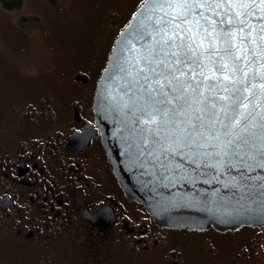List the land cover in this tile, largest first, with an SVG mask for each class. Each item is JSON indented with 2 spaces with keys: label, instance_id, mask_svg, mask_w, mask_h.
<instances>
[{
  "label": "flooded vegetation",
  "instance_id": "obj_1",
  "mask_svg": "<svg viewBox=\"0 0 264 264\" xmlns=\"http://www.w3.org/2000/svg\"><path fill=\"white\" fill-rule=\"evenodd\" d=\"M132 1L120 12L112 5L100 9L111 21L104 27L108 38L80 43L56 80L11 88L0 103L1 261L262 264L256 238L264 226L219 231L162 225L117 182L93 96L114 37L142 0ZM85 131L96 133L82 137Z\"/></svg>",
  "mask_w": 264,
  "mask_h": 264
},
{
  "label": "water",
  "instance_id": "obj_2",
  "mask_svg": "<svg viewBox=\"0 0 264 264\" xmlns=\"http://www.w3.org/2000/svg\"><path fill=\"white\" fill-rule=\"evenodd\" d=\"M196 2L205 7L195 9V18L203 13L209 22L215 21L216 31L206 45L214 43L216 49H223L226 45L222 39L213 41L216 33L220 29L237 32L232 49L236 60L229 59L223 50L213 55L209 49L206 55L213 61L223 57L224 64H236L238 68L219 71L216 64H209L212 71L206 69L205 74L215 75L216 80L197 75L189 82L195 86L203 81L200 90L210 99L213 93L205 87L210 83L241 89L243 102L248 105V119L255 124L249 129L248 143L233 141L228 145L231 137L223 136L207 142L196 136L195 143H176L174 138L144 131L138 122L139 112L132 103L140 95L139 85L134 83L135 66L151 45L149 34L155 36L156 28L175 12L173 8L160 7L158 0H142L110 48L93 96L100 140L123 192L141 203L159 224L197 230L211 225L219 231L241 225L264 226V128L260 127L264 124V6L261 0ZM208 3L213 6L208 7ZM240 4L248 7L240 8ZM237 12L243 14L237 16ZM229 17L231 25L226 23ZM201 24L205 21L201 20ZM225 76L229 79L225 80ZM234 80L242 83L233 84ZM215 94L225 93L217 89ZM220 130L217 123L213 131ZM95 133L85 131L82 137Z\"/></svg>",
  "mask_w": 264,
  "mask_h": 264
},
{
  "label": "snow or ice",
  "instance_id": "obj_3",
  "mask_svg": "<svg viewBox=\"0 0 264 264\" xmlns=\"http://www.w3.org/2000/svg\"><path fill=\"white\" fill-rule=\"evenodd\" d=\"M158 3L160 7L175 9V12L169 19L162 21L163 26L156 28L155 36L149 34L151 45L145 49L135 66L134 83L139 85L140 95L132 103L139 112L138 122L144 126V131L155 136L174 138L176 143H195L196 136L205 142L211 138L219 140L223 136L231 137L227 141L228 145L233 141L248 143L249 129L255 127V124L248 119V105L243 102L241 89L210 83L205 85L208 91L213 93L210 99L200 90L203 81L195 86L189 82L197 75L203 76L204 80H216L215 75L205 74L206 69L212 71L209 64H216L219 71H234L238 68L236 64L231 67L224 64L223 57L221 61H213L206 55L209 49L213 55L223 50L229 59L236 60V53L232 49L237 32L232 29H220L213 41L222 39L226 47L216 49L214 43L205 44L216 31L215 21L209 22L203 13L199 14L198 19L193 15L196 8L205 7V4L197 3L196 0H158ZM261 4L264 6V0H261ZM207 6L213 5L208 3ZM239 7L247 8L248 5L240 4ZM242 14L236 13L237 16ZM201 20L205 21V24H201ZM226 23L231 25L232 18L229 17ZM243 39L241 35V42ZM205 59L208 63L204 62ZM224 79L228 80L229 77L225 76ZM232 82L242 83L235 80ZM217 89L225 94L216 95ZM241 108L244 109L243 112L240 111ZM221 116L224 118L221 119ZM217 123L221 125V130L213 131ZM260 127L264 128V124Z\"/></svg>",
  "mask_w": 264,
  "mask_h": 264
},
{
  "label": "rangeland",
  "instance_id": "obj_4",
  "mask_svg": "<svg viewBox=\"0 0 264 264\" xmlns=\"http://www.w3.org/2000/svg\"><path fill=\"white\" fill-rule=\"evenodd\" d=\"M132 2L23 0L14 9H6L0 3V103L11 88L36 89L42 82L56 80L63 63L73 60L80 43L88 45L93 39L98 43L100 37L108 38L104 27L111 21L100 14V9L112 5L120 12L121 7L128 9ZM257 236L263 264L264 233ZM1 260L5 257L0 252L3 264Z\"/></svg>",
  "mask_w": 264,
  "mask_h": 264
},
{
  "label": "trees",
  "instance_id": "obj_5",
  "mask_svg": "<svg viewBox=\"0 0 264 264\" xmlns=\"http://www.w3.org/2000/svg\"><path fill=\"white\" fill-rule=\"evenodd\" d=\"M23 0H0L1 6L6 9H14L21 6ZM97 39H93V42ZM110 45V44H109Z\"/></svg>",
  "mask_w": 264,
  "mask_h": 264
}]
</instances>
